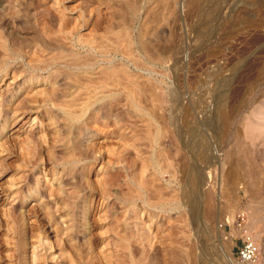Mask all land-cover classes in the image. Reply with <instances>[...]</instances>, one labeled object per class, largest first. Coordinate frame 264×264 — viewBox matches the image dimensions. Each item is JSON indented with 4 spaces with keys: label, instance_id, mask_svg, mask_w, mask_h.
I'll use <instances>...</instances> for the list:
<instances>
[{
    "label": "rangeland",
    "instance_id": "obj_1",
    "mask_svg": "<svg viewBox=\"0 0 264 264\" xmlns=\"http://www.w3.org/2000/svg\"><path fill=\"white\" fill-rule=\"evenodd\" d=\"M264 264V0H0V264Z\"/></svg>",
    "mask_w": 264,
    "mask_h": 264
},
{
    "label": "built area",
    "instance_id": "obj_2",
    "mask_svg": "<svg viewBox=\"0 0 264 264\" xmlns=\"http://www.w3.org/2000/svg\"><path fill=\"white\" fill-rule=\"evenodd\" d=\"M237 250L238 260L243 264H253L260 254V247L251 236H246Z\"/></svg>",
    "mask_w": 264,
    "mask_h": 264
},
{
    "label": "bare ground",
    "instance_id": "obj_3",
    "mask_svg": "<svg viewBox=\"0 0 264 264\" xmlns=\"http://www.w3.org/2000/svg\"><path fill=\"white\" fill-rule=\"evenodd\" d=\"M225 255L229 264H238L230 252H225Z\"/></svg>",
    "mask_w": 264,
    "mask_h": 264
}]
</instances>
